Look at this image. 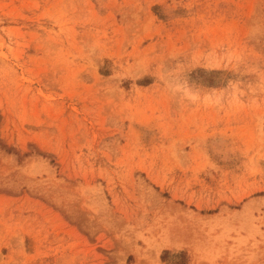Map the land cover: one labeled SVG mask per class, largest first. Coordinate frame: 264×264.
Returning <instances> with one entry per match:
<instances>
[{"label":"rangeland","instance_id":"obj_1","mask_svg":"<svg viewBox=\"0 0 264 264\" xmlns=\"http://www.w3.org/2000/svg\"><path fill=\"white\" fill-rule=\"evenodd\" d=\"M0 264H264V0H0Z\"/></svg>","mask_w":264,"mask_h":264}]
</instances>
